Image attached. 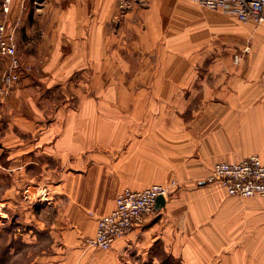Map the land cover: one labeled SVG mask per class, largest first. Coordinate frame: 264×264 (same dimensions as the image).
<instances>
[{"label": "crops", "instance_id": "obj_1", "mask_svg": "<svg viewBox=\"0 0 264 264\" xmlns=\"http://www.w3.org/2000/svg\"><path fill=\"white\" fill-rule=\"evenodd\" d=\"M113 1L13 0L8 16L18 42L43 43L39 65L34 44L19 50L32 69L0 99L7 161L38 168L54 180L35 174L48 199L62 191L68 201L64 226H44L53 252L35 264H123L126 250L158 242L183 264H264V197L206 193L219 186L206 182L216 162L264 161V21L190 0L126 10ZM156 183L176 185L145 226L110 249L83 243L121 186ZM80 215L86 227L72 224Z\"/></svg>", "mask_w": 264, "mask_h": 264}, {"label": "rangeland", "instance_id": "obj_2", "mask_svg": "<svg viewBox=\"0 0 264 264\" xmlns=\"http://www.w3.org/2000/svg\"><path fill=\"white\" fill-rule=\"evenodd\" d=\"M44 1L45 0H25V3H35L38 5ZM113 2L118 3L119 7L126 10L130 9L128 7H132L133 4L137 7L142 6L144 2L146 7L153 6L155 0H114ZM28 43L30 45L27 48ZM42 43L43 42L38 41H19L18 48L19 50L25 49L28 51L32 44H34L35 62L39 65L41 59H38L37 50ZM43 48L46 47L44 46ZM206 75L207 74H205V76ZM200 76H203V74L201 73ZM197 83H195V86L198 87L196 88L197 92L203 93V88H199V84L197 85ZM57 92H59V90H57ZM196 100L199 99L197 98ZM2 133L3 128H0V134ZM258 155L261 157L260 154ZM35 174L40 176L39 178L37 177V181L41 183L45 181L46 184L50 183V185H53L52 181L54 180H52V178H42L41 170L34 166L21 169L15 167V165H10L7 161L6 145L0 138V264H35L38 256L53 252L56 243L53 235H50L46 229L47 227L44 226L60 225V228H62L64 222L67 221V219L65 221L63 217V210L68 207V201L65 196H63L62 191H56V194H59L56 201L51 199L52 197L48 199L47 194L49 190L43 185L38 186V182L35 181ZM208 183L212 184L217 182ZM218 185V187L212 185V191L206 193H224L219 189L220 187L222 189L224 188L220 183H218ZM53 187L54 189H59L57 185L52 186V192ZM123 187L127 186H121V188ZM203 208L204 207L199 206L200 210ZM219 208H222V206H219ZM186 211L188 213H183L182 215L183 224L187 220L189 222L192 221L191 210L189 209ZM87 213L90 218L91 216L93 217L92 211H87ZM87 218V215L72 217V224L76 223L79 226L83 225V227H86L87 222L83 221ZM193 219H195V217H193ZM41 226H43L42 229H40ZM163 226H168V222L166 224L164 223ZM56 240H58V243L62 244L61 239ZM168 254L170 253H167L162 242L153 243L150 248L135 247V249L131 248L128 251L126 250L123 254V264H162V259H165ZM220 257L221 256H216L211 260V263L220 264ZM176 258H178V260L174 262L171 261V264H183L182 258H180V260L179 257ZM129 259L130 261H128Z\"/></svg>", "mask_w": 264, "mask_h": 264}, {"label": "built area", "instance_id": "obj_3", "mask_svg": "<svg viewBox=\"0 0 264 264\" xmlns=\"http://www.w3.org/2000/svg\"><path fill=\"white\" fill-rule=\"evenodd\" d=\"M210 9L236 16L241 22L264 21V0H190ZM13 0H2L5 18L0 21V99H5L21 80L25 66L19 55L17 30L19 23L8 17ZM238 55L235 56L238 59ZM206 182H217L233 196H264V161L258 154L240 160L216 162ZM172 185L160 183L145 188H123L116 197L114 208L97 218V230L83 243L88 248L110 249L115 241L147 224L155 211L159 196H170Z\"/></svg>", "mask_w": 264, "mask_h": 264}, {"label": "water", "instance_id": "obj_4", "mask_svg": "<svg viewBox=\"0 0 264 264\" xmlns=\"http://www.w3.org/2000/svg\"><path fill=\"white\" fill-rule=\"evenodd\" d=\"M165 205H166V198L164 196H159V198L157 199L155 209H161Z\"/></svg>", "mask_w": 264, "mask_h": 264}, {"label": "trees", "instance_id": "obj_5", "mask_svg": "<svg viewBox=\"0 0 264 264\" xmlns=\"http://www.w3.org/2000/svg\"><path fill=\"white\" fill-rule=\"evenodd\" d=\"M175 260H178V258H176L174 255L172 254H168V256L164 259H162V264H171L172 262L171 261H175ZM180 260V258H179Z\"/></svg>", "mask_w": 264, "mask_h": 264}]
</instances>
